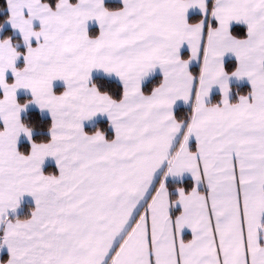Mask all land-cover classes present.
Instances as JSON below:
<instances>
[{
    "label": "snow or ice",
    "instance_id": "1",
    "mask_svg": "<svg viewBox=\"0 0 264 264\" xmlns=\"http://www.w3.org/2000/svg\"><path fill=\"white\" fill-rule=\"evenodd\" d=\"M0 264H264V0H3Z\"/></svg>",
    "mask_w": 264,
    "mask_h": 264
},
{
    "label": "crops",
    "instance_id": "2",
    "mask_svg": "<svg viewBox=\"0 0 264 264\" xmlns=\"http://www.w3.org/2000/svg\"><path fill=\"white\" fill-rule=\"evenodd\" d=\"M50 167H51V165H50ZM186 238H190V236H191V234H190V232H186Z\"/></svg>",
    "mask_w": 264,
    "mask_h": 264
},
{
    "label": "trees",
    "instance_id": "3",
    "mask_svg": "<svg viewBox=\"0 0 264 264\" xmlns=\"http://www.w3.org/2000/svg\"><path fill=\"white\" fill-rule=\"evenodd\" d=\"M3 0H0V10H2Z\"/></svg>",
    "mask_w": 264,
    "mask_h": 264
}]
</instances>
